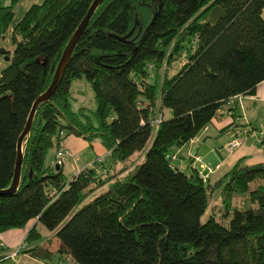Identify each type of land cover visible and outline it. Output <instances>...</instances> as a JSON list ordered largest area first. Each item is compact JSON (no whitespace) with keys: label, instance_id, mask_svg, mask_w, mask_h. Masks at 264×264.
<instances>
[{"label":"trees","instance_id":"trees-1","mask_svg":"<svg viewBox=\"0 0 264 264\" xmlns=\"http://www.w3.org/2000/svg\"><path fill=\"white\" fill-rule=\"evenodd\" d=\"M93 1L43 0L14 26L13 51L0 55V191L13 181L33 104ZM16 3L0 0V42ZM263 9L264 0H104L37 108L19 187L0 193V233L42 223L57 250L34 224L24 241L34 244L20 253L46 262L57 253L78 264H264V165L240 159L204 183L198 168L173 164L175 148L264 81ZM82 77L96 109H73L72 83ZM71 136L98 140L108 161L69 180L46 158ZM211 201L221 212L203 222Z\"/></svg>","mask_w":264,"mask_h":264},{"label":"rangeland","instance_id":"rangeland-1","mask_svg":"<svg viewBox=\"0 0 264 264\" xmlns=\"http://www.w3.org/2000/svg\"><path fill=\"white\" fill-rule=\"evenodd\" d=\"M4 1L5 3L10 2V0H4ZM0 48L2 47L0 46ZM3 61H4V58L0 59V63H2ZM0 72H1V69H0ZM71 91L73 93L72 104H73L74 110H78L80 107H83V106H86L90 109H96L97 104L95 101L94 90L90 82L85 77L75 79L72 83ZM163 111H164L165 118H170L173 116V111L171 109L165 108ZM263 124H264V113L260 114L258 120L256 121V126L254 127H257V130L252 132L254 135L250 134V136H246L247 138L243 144L251 143V146L254 147V152L255 150H256L255 153L258 152L257 156L264 158L263 152L262 153L260 152L262 151L260 146H258L256 143V139L258 135L257 131L259 130V128H261ZM210 126H211V131L209 133V137H207L205 140H202L199 144L196 143L195 147H198V146L200 147L198 154L205 157L204 159L205 164L210 163L208 162V160H210L211 161L210 164L212 165H215V161L212 160V158L214 157L212 154V148L219 147L220 149H222V160L221 161L227 160L224 163L222 171H227L229 168L234 166V165H231V160H233L236 157L235 154L238 148L234 151H230L227 148V145L229 144L227 143V141H228V137L230 136V131L223 135H219L218 132L215 131V127L212 124H210ZM232 134H233V131L231 132V136ZM77 138L78 137H74V136H71L68 138L70 142L69 149L71 150L70 152L74 154V156L72 158H68V161L65 163L63 167L64 169L63 171L69 180L83 167L88 166L91 162H95L96 159L101 157V155L99 154H103L101 150H99L96 146H93L96 143H99L98 140H95L93 143H90V142H86L83 140H79ZM188 147H190V142H188L187 145L184 146L183 150L177 154L178 156L176 155L177 158L179 157L178 160L180 161L178 164L176 160H173V164L182 166L183 167L182 169L187 172L193 170L194 168H199L201 164L203 163V161L202 163H198L196 162L195 159L190 161L191 154L188 152L189 150ZM175 149L177 151L178 148H175ZM55 155H56V152L51 151L46 158V164H52L55 166L57 164ZM107 158H109V156H107ZM142 160L143 159L141 157L139 161H142ZM106 161H108V159ZM247 161L250 162L249 160ZM103 190L104 189L96 191L93 195H91L87 199V201L91 200L94 196L100 194ZM217 209L218 211H220V208H217V207L214 208L213 201H211L209 208L203 215L202 221L205 222L206 220H208ZM38 229L42 233L43 241H45L48 238H52L54 243H58L57 241L58 238L53 236L51 231H49L42 223L38 225ZM33 244L34 242L30 243V245H33ZM18 248L19 247L11 249L9 250V252L15 251ZM0 264H78V263L69 255L56 254L52 259L48 260L47 262L46 261L40 262V261H36L35 258L29 257L27 254L20 253L18 254L16 258L9 257L6 260L1 261Z\"/></svg>","mask_w":264,"mask_h":264},{"label":"crops","instance_id":"crops-1","mask_svg":"<svg viewBox=\"0 0 264 264\" xmlns=\"http://www.w3.org/2000/svg\"><path fill=\"white\" fill-rule=\"evenodd\" d=\"M42 2H43V0H17V3H16L15 8H14L13 22L9 26V28L5 34L4 40L0 43L1 47L5 48L6 50L13 51L14 45L12 43V33L14 30L15 24L23 18V16L27 12V10L32 5L41 4ZM263 16H264V9H263ZM2 58H4V57H1L0 59H2ZM5 65H6V61L4 59V61L2 63H0V69H2ZM262 113H264V81H262L260 84H258L254 93L242 95L240 99H237L236 105L231 110V113H229V112L220 113V115L217 117V119H215V121H213V123H211V124L215 127V131H217L219 135H223V134L230 131V136L228 137V141H227V143H229L230 140L235 137V132H234L235 129H237L238 127L252 128V127L256 126V121L258 120L259 115ZM210 131H211V126L208 127L207 131H204L205 133L202 131L195 139H192L190 141V147H188V149H189L188 152L191 154L190 155V157H191L190 161L195 159L196 156H199L201 158V162H199V161H196V162L202 163V161H203V163H205L204 162L205 157L198 154L200 147L199 146L195 147V145H196V143L199 144L202 140H205L207 137H209ZM232 131H233V134H232L233 137L231 136ZM77 139L86 141L83 138H79V137ZM86 142H88V141H86ZM243 143L238 147V150L236 151V154H235L236 157L233 160H231V165H234L240 159H244L245 163L249 164V165H256V164H263L264 165V158L257 156L258 152L255 153L256 150L254 152V147L251 146V143H246V144H243ZM69 145H70V142H69V139L67 138L65 140V147H66V149L71 151L69 149ZM186 145H184V146H186ZM93 146H96L99 150H101L103 152V154H99V155H101V157L98 156L99 158H103L104 160L108 159L107 158V156H109L108 151L100 142L96 143ZM184 146L181 148H178L177 151H176V149H174L173 153L175 155H177L178 153H180L183 150ZM260 152L262 153L263 151H260ZM70 153L71 154L66 157V162L68 161V158H72L74 156V154L72 152H70ZM212 154L214 156L212 158V160L215 161V165H220L219 169L211 175V178H212L211 180L215 181L218 178H220L223 174H225L230 168L227 171H222L224 163L227 161V160L221 161L222 160V149H220L219 147L212 148ZM263 154H264V152H263ZM178 158L176 159L177 164L180 162L178 160ZM228 159H229V157H228ZM247 160H249L250 162H248ZM208 162L211 163L210 160H208ZM93 163L94 162H91L89 165H92ZM180 167L183 168L182 166H180ZM34 224L39 225V223H37L36 220H32L29 223V225L27 226V228H25V229H11V230H8L6 232L0 233V255L3 253L10 255L12 252H9V250L20 247L23 243L25 244L24 241H25V238L27 236V233H28L29 229L31 228V226ZM57 241H58V243H54L52 238H50L49 240L47 239V241H45V245L50 247L54 251H56L58 246H59V240H57ZM31 246L32 245H30L28 243L26 248H29ZM23 254H27L29 257H31L27 252H25V250H24ZM36 261L41 262V261H46V260L36 259Z\"/></svg>","mask_w":264,"mask_h":264},{"label":"water","instance_id":"water-1","mask_svg":"<svg viewBox=\"0 0 264 264\" xmlns=\"http://www.w3.org/2000/svg\"><path fill=\"white\" fill-rule=\"evenodd\" d=\"M104 0H94L93 3L90 6V9L87 13V15L85 16V18L83 19V21L81 22V24L79 25V27L77 28V30L75 31V33L72 35L70 41L68 42L66 48L63 51V54L61 56V59L56 67L55 73H54V77L53 80L50 84V86L48 87V89L42 93L34 102L33 107L31 109L27 124L25 126L24 131L22 132L19 140H18V157H17V162H16V167H15V173H14V177H13V181L10 185V187L6 190H2L0 191V193H11V192H15L17 190V188L19 187L20 184V180H21V171H22V164H23V143H24V139L25 137L29 134L31 128H32V124L34 121V117H35V113L37 111L38 106L42 103V102H47L51 99V97L53 96V94L55 93L58 84L61 80V77L63 75V72L65 70V68L67 67L71 56L75 50V47L79 41V39L81 38L83 32L85 31L86 27L89 24V21L91 19V17L93 16L95 10L98 8V6L103 2ZM133 31H131L130 33H128L125 36H117L122 40H125L127 37H129L132 34ZM5 48H0V55L3 54L5 52ZM56 170H60L61 166L56 164L55 165Z\"/></svg>","mask_w":264,"mask_h":264},{"label":"built area","instance_id":"built-area-1","mask_svg":"<svg viewBox=\"0 0 264 264\" xmlns=\"http://www.w3.org/2000/svg\"><path fill=\"white\" fill-rule=\"evenodd\" d=\"M152 68V65L150 66ZM242 95H237L229 99L220 109V112H229L231 113V110L235 107L237 99H240ZM160 119L157 120L159 122ZM208 130V126L204 128V131ZM257 127H252V128H241L238 127L237 129L234 130L235 132V137L229 142L227 145V148L230 151L235 150L238 148L245 140L246 136H250V134H253V131H256ZM257 139L256 143L258 146H260L261 150L264 152V124L259 128L257 131ZM254 135V134H253ZM71 153L68 151L65 147V142H62L60 145L59 150L56 152L55 159L56 163L63 167L66 162V157L69 156ZM175 158V156H173ZM99 162L103 161V158L98 159ZM196 161H201V158L199 156L195 157ZM220 165H212L210 163L208 164H201V166L198 168V173L200 178L204 183H207L210 180V177L213 173H215L219 169ZM105 172V171H104ZM26 248V245L23 243L17 250L12 251V253L9 255V257L15 258L18 254H20V251Z\"/></svg>","mask_w":264,"mask_h":264}]
</instances>
